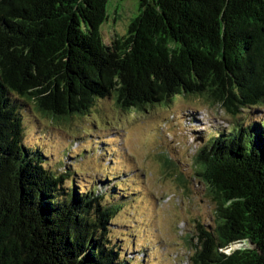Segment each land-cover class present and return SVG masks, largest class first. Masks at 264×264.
<instances>
[{
	"label": "trees",
	"instance_id": "1",
	"mask_svg": "<svg viewBox=\"0 0 264 264\" xmlns=\"http://www.w3.org/2000/svg\"><path fill=\"white\" fill-rule=\"evenodd\" d=\"M108 3L0 0V264H130L108 236L121 200L65 185L71 165L44 166L20 109L61 126L103 98L130 111L179 97L230 118L192 155L213 209L190 238L191 264H264V115L239 118L264 104V0H139L105 44Z\"/></svg>",
	"mask_w": 264,
	"mask_h": 264
},
{
	"label": "rangeland",
	"instance_id": "2",
	"mask_svg": "<svg viewBox=\"0 0 264 264\" xmlns=\"http://www.w3.org/2000/svg\"><path fill=\"white\" fill-rule=\"evenodd\" d=\"M138 1L109 0L101 27L105 44L126 32ZM20 114L23 142L41 149L44 166L60 174L71 165L65 185L74 179L82 191L95 186L105 202L121 200L108 236L130 264H191L190 238L197 223H211L213 203L204 186L191 178L190 164L210 133L230 125L220 109L201 97H179L167 106L124 111L113 98H103L61 126L30 108ZM263 115L264 104L241 111L239 118Z\"/></svg>",
	"mask_w": 264,
	"mask_h": 264
},
{
	"label": "built area",
	"instance_id": "3",
	"mask_svg": "<svg viewBox=\"0 0 264 264\" xmlns=\"http://www.w3.org/2000/svg\"><path fill=\"white\" fill-rule=\"evenodd\" d=\"M235 246L237 247V244H235ZM230 249H231V247L228 248V251H229ZM228 251H227V252H228Z\"/></svg>",
	"mask_w": 264,
	"mask_h": 264
},
{
	"label": "water",
	"instance_id": "4",
	"mask_svg": "<svg viewBox=\"0 0 264 264\" xmlns=\"http://www.w3.org/2000/svg\"><path fill=\"white\" fill-rule=\"evenodd\" d=\"M235 245V244H234Z\"/></svg>",
	"mask_w": 264,
	"mask_h": 264
}]
</instances>
